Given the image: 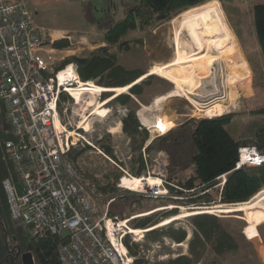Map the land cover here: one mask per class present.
Instances as JSON below:
<instances>
[{
    "label": "rangeland",
    "instance_id": "rangeland-1",
    "mask_svg": "<svg viewBox=\"0 0 264 264\" xmlns=\"http://www.w3.org/2000/svg\"><path fill=\"white\" fill-rule=\"evenodd\" d=\"M133 1L134 0L83 1L87 24L90 25L89 28L84 32H79L72 36V39H70V48L57 50L53 47L55 49L51 56L46 52H40V58L47 63L52 59L57 63L61 57H70L76 53H89L105 45V29L112 24L117 15L119 17L123 16L129 9L136 6ZM218 1L221 3L228 21L226 28L218 33L219 36L216 35L217 42L223 54V60H219L220 62L218 61L216 63L217 68L214 70H217V74L212 78L203 80V87H201L197 95L189 96L176 88V84L171 80L172 77L170 78V76L166 78L164 76L150 74L151 77L148 75L143 78V80H135V83L141 82L143 84V92L141 94H134L131 92V89L127 90L129 92L128 94H130L129 103L121 104L117 99L119 95L126 92L118 94L115 99L101 108L95 116L91 117L94 121L92 130L88 133V136L94 138V143L100 147L97 141L98 136L100 135L99 137H101L102 135L103 137L110 132L112 136L111 143L112 146H114V154L109 156L125 169L133 171L132 155L139 154V150L134 146L132 138L124 131L122 119L126 117L130 111H135L140 120L141 134L145 131L148 133V139L142 146V153L148 164L149 170L151 172H153V169L156 171L158 169L162 170L166 180L174 185L179 184L180 181H184L189 173L193 171L189 157L190 150H185L183 147V149L176 150L175 153L172 149H169L171 143H160L158 141L159 133L152 136L151 129L148 130L142 123L144 121H142V117L139 113L143 108L142 105L151 104L157 97L168 94L175 95L165 100L160 110L149 112L147 116L153 121L159 119L163 120L164 117L170 119L173 128L184 123L191 117H212L211 115L207 116V111L203 112L200 111V109L198 110V108L202 106V109H206L216 103L226 106L234 101V106H237V108L225 107L224 113H244V115L239 116L237 120H235L233 128H229L238 137L243 136L247 125L257 118L252 112L258 108L264 107V87L262 79H259L258 88H255L256 74L258 77L262 75L261 73L262 70L264 71V65L262 62L260 44L255 32L253 12L255 5L264 2V0H234L232 3L230 0H227V5L230 8L226 7L227 5H223L221 0ZM182 12L152 29L128 34L125 39L131 43L130 49H123L119 45L114 46V49L117 50L119 55L118 62L128 70H139L141 73H147L155 64L170 61L176 51L174 37L178 23V34L187 35V30L183 26V20L178 18ZM236 28H240L241 35L237 33ZM217 31H219V29H217ZM112 75L113 74H111L110 77H112ZM180 80L185 83L187 87H191V89L189 88L190 91L194 90L192 85L190 86V80L183 78ZM93 81L97 83L96 80ZM107 81L108 80H105V82ZM129 88H131V86ZM100 95L98 93L97 100H104L105 94H102L103 96ZM72 96L76 100L75 102L70 97L66 100L67 104L70 106V110L74 111L73 118L76 121L79 117V115H76V112L79 113L80 105L77 103L76 95L72 94ZM109 96L107 99L110 98ZM100 113H102V115ZM195 113L198 115H194ZM158 116H160V118H158ZM258 118L261 120V117ZM113 126L117 127V132L112 130ZM170 130L164 128L163 133L169 132ZM151 143L153 147L150 150L146 148L144 151L143 147H147V145ZM80 144L81 141L78 142L77 146ZM94 156L98 159V165H103L99 172L103 180L104 172L106 169L109 170V168H111V164L119 168L115 162L104 156L99 154H94ZM145 173L147 174V172H144V174ZM128 178L129 176L123 178V186H135V177L132 179L129 178V180ZM119 179L115 181L117 188ZM103 180L101 181L103 182ZM262 190H264V187L260 191ZM217 200V202L212 201L209 205H197L195 203L176 202L165 196L152 197L146 193H134V191L118 188L116 200L108 208V200H106L103 195L98 196L97 208L102 213H105L107 209H109V215L112 217L117 216L119 219H126L133 216L134 218L129 222L131 226L137 224L143 216L154 213V222L149 225L150 227H156L160 221L175 216L178 213L180 214L184 210L197 211V209H202V207H208L207 209L211 208L213 212L210 213L219 218L216 226H221L228 230L234 236L238 247L233 251L225 252V254H218L213 250L211 243H209L205 253L202 255L201 261L195 264H208L212 261H216L218 264H264V219L259 217L260 219L257 220L256 216L250 217V219L258 221L260 232L259 237L251 239L246 233L250 225L248 214L245 211L237 210L219 212L220 209L215 206L223 203H220L219 198H217ZM175 206H178V208H174ZM161 207L164 209L156 211L157 208ZM153 210H155V212L152 213L151 211ZM199 213L200 212H196L192 215L183 216L165 226L156 228L155 230L160 232V234L155 237L149 236L148 233L150 231L148 233L145 232V236L137 243V249L144 250L139 256V259L146 262V264H165L163 262H167L181 254H188L189 242L198 231L193 222V218ZM170 228H184L187 232L185 240L177 242L171 237L161 234L162 231ZM128 237L130 240L132 239V235ZM143 254H145L146 257H142Z\"/></svg>",
    "mask_w": 264,
    "mask_h": 264
},
{
    "label": "built area",
    "instance_id": "built-area-1",
    "mask_svg": "<svg viewBox=\"0 0 264 264\" xmlns=\"http://www.w3.org/2000/svg\"><path fill=\"white\" fill-rule=\"evenodd\" d=\"M46 40L25 0H0V102L6 105L13 134L6 149L15 174V179L6 177L3 185L11 217L32 237H60L62 264H138L136 259L144 250L132 253L125 238L132 235V245L139 240L123 229L119 217L109 215V209L105 213L98 210L99 188L89 177L102 169L94 154L115 161L88 136L90 131L81 126L80 116L74 120V111L63 99V94L72 97L69 88L79 85V66L71 62L57 69L53 60L43 61L39 55L42 50L52 55ZM69 65L76 75L61 80L60 72ZM73 131L78 134L76 140L70 134ZM249 148H241L252 157L248 164L259 163ZM115 163L124 172L118 188L130 189L123 186L122 179L135 174ZM151 174L158 175L161 183L147 184L141 192L158 197L167 180L162 170L151 172L148 168L144 175ZM114 200L107 201V208ZM109 219L117 226L114 237L107 225Z\"/></svg>",
    "mask_w": 264,
    "mask_h": 264
},
{
    "label": "trees",
    "instance_id": "trees-1",
    "mask_svg": "<svg viewBox=\"0 0 264 264\" xmlns=\"http://www.w3.org/2000/svg\"><path fill=\"white\" fill-rule=\"evenodd\" d=\"M207 1L134 0L136 6L129 9L123 16L117 15L112 24L105 29V45L89 53H76L59 60L56 63V68L61 69L72 61L78 64L80 76L84 81L96 80L100 85L114 87L130 84L136 77L139 78L144 73L142 74L139 70H128L119 63V55L114 46L119 45L123 49H130L131 43L125 39L128 34L152 29L174 15ZM221 1L223 5H227V0ZM230 1L232 3L234 0ZM226 7L230 8L228 5ZM253 12L255 32L264 65V2L257 3ZM236 29L237 33L241 35L240 28ZM46 42H49V39ZM53 47L70 48L71 43L67 38L59 39L54 42ZM111 74H113L112 77H110ZM261 74L260 77L256 74L255 88H258L259 79H262L263 82H261L264 87L263 70ZM104 79L108 81L105 82ZM131 92L141 94L143 84L141 82L135 83L131 87ZM108 96L105 94L103 99ZM68 97L70 96L63 94V99ZM117 99L121 104H127L130 101V94H121ZM252 113L257 118L247 125L246 131L241 137L236 136L229 129L233 128V123L239 116L244 115V113L239 112H228L212 117H191L171 129L167 134L159 136L158 141L162 144L171 143L169 149L175 153L176 150L183 149V147L185 150H190L189 157L193 167V171L179 184L174 185L169 181L171 194L164 196L176 202L195 203L197 205H209L212 201L217 202V198H219L220 203L234 204L248 201L259 192L264 187V163L256 166L237 167L240 147L255 146L264 153V107L258 108ZM258 117H261V120ZM122 121L124 131L132 138L134 146L139 150V154L132 155L134 176H143L142 173L148 171V164L143 156L142 146L148 139V133L145 131L141 134L140 120L135 111H130ZM12 137L13 134L6 117V105L0 102V264H23V254L27 251L33 252L37 264H62L58 252L62 240L60 237L51 234L32 237L24 228L17 226L11 217L3 181L9 176H14L15 179L14 165L6 149V141ZM111 138L109 132L97 140L99 146L110 156L114 154ZM88 147L94 150L92 146L88 145ZM152 147L153 144L151 143L147 149L150 150ZM99 172L100 170H96L89 174L91 181L95 182L99 188L98 195H103L106 200L116 198L118 188L115 181L122 176L123 170L111 164V168L104 172V180L101 179ZM224 174L226 180L222 184ZM154 217V213L143 216L137 224H133V227L146 229L147 226L153 224ZM218 220L216 215L196 214L193 222L198 231L189 242L188 254H181L163 263L195 264L200 262L209 243L218 254L235 250L238 244H236L234 236L225 228L216 226ZM148 234L150 237H155L160 232L154 229ZM161 234L171 237L174 241L182 242L185 240L187 232L184 228H170L162 231ZM125 243L132 253H137L138 244L132 245L128 236L125 238ZM136 262L146 264L139 258L136 259ZM208 264L218 263L212 261Z\"/></svg>",
    "mask_w": 264,
    "mask_h": 264
},
{
    "label": "bare ground",
    "instance_id": "bare-ground-1",
    "mask_svg": "<svg viewBox=\"0 0 264 264\" xmlns=\"http://www.w3.org/2000/svg\"><path fill=\"white\" fill-rule=\"evenodd\" d=\"M179 19L183 20V26L187 30V35L185 34H178L179 23L177 25L175 31V43H176V51L175 55L172 59L168 62L164 63H157L151 67V69L141 75L137 81L143 80V78L147 77L148 75H159L168 78L170 76L171 80L176 84V88L180 89L182 92L186 93L187 95H197L198 91L203 87V80L207 78H212L214 75L217 74L216 63L219 60H223V54L221 51V47L217 42L216 35L219 36V32L224 30L228 25V21L226 19L225 13L221 6V3L218 0H210L206 3H203L198 6L191 7L185 11H183L179 17ZM176 19V18H175ZM178 19V20H179ZM215 29V30H214ZM219 29V31H217ZM220 62V61H219ZM223 62V61H222ZM76 72L74 71L72 65H69L65 70L60 72V79L64 80L66 78H74ZM188 79L190 80L193 91H190L189 88L183 83L180 79ZM214 80V79H213ZM212 80V81H213ZM79 85L76 87H70V92L76 95L77 103L80 105L79 113L76 112V115L80 116L81 126L87 131H91L93 127V119L92 116H95L98 111L106 106L111 100L115 99L118 94L127 92L129 90L131 84L126 86H118V87H107L104 85L97 84L93 80L83 81L79 80ZM204 89V88H203ZM114 92L110 95L109 99H104L101 101L97 100L98 93L99 95L104 92ZM200 95V93H199ZM173 94L164 95L161 97L155 98V100L147 105L143 104V108L140 110V116L144 121L145 126H149L151 129L152 136L156 133H163V129L170 130L173 128L170 119L162 120H151L147 113L154 112L160 110L162 108V104L165 100L174 97ZM235 102H231V104L223 106L220 103L213 104L212 106L202 109V107L198 108L200 111H207V116H215L220 115L225 112V107H232L237 108L234 106ZM237 104V103H236ZM89 113V114H88ZM194 115H198L195 113ZM167 116V115H164ZM100 117V116H98ZM156 118V117H155ZM160 118V116H158ZM60 122L58 127L60 128ZM112 130L117 132V127L113 126ZM71 131V130H69ZM112 131V132H113ZM71 135L75 136V140L78 138V134L76 131L70 133ZM247 154L243 155V158H246ZM128 176V175H125ZM124 176V177H125ZM123 177V178H124ZM135 177V178H134ZM129 178H134L135 186L128 188L135 190V191H143L147 188V184L150 185H158L161 183V178L158 175H149V176H140L136 177L134 175L129 176ZM123 180V179H122ZM129 180V179H128ZM163 188V186H161ZM162 192H165L164 190ZM220 209L219 212H227V211H235L241 210L245 211L249 219L251 216H256L257 220L260 218L264 219V190L255 194L250 200L241 202V203H234V204H220L215 206ZM201 208V207H200ZM208 207H202V209H197L193 211L184 210L180 214L178 213L175 216H171L160 221L156 227L150 228H136L129 225V222L134 218L129 217L127 219H121L122 225H124L123 229L127 231V233H132L138 240H141L145 236V232L150 231L152 229H156L161 226H165L168 223L180 219L183 216L192 215L196 212H213V209H207ZM214 208V207H213ZM164 209L163 207L157 208L156 211ZM215 210V209H214ZM152 213L155 210L151 211ZM149 212V213H151ZM186 213V214H185ZM142 215V214H141ZM149 215V214H148ZM138 216V215H136ZM260 217V218H259ZM136 218V217H135ZM261 221V220H260ZM258 221L250 219V225L247 228V235L249 238L253 239L259 237V228H258ZM108 228L113 234V229L117 228L113 219H109L107 222ZM114 237V234L112 235ZM177 245V244H176Z\"/></svg>",
    "mask_w": 264,
    "mask_h": 264
},
{
    "label": "crops",
    "instance_id": "crops-1",
    "mask_svg": "<svg viewBox=\"0 0 264 264\" xmlns=\"http://www.w3.org/2000/svg\"><path fill=\"white\" fill-rule=\"evenodd\" d=\"M25 1L33 12L34 20L39 26V31L47 39L51 38L56 41L67 38L71 41L72 36L76 33L84 32L90 26L87 24V17L84 11L83 1L85 0ZM41 52L45 51L42 50ZM100 114L102 115V113ZM142 123L145 126L144 122Z\"/></svg>",
    "mask_w": 264,
    "mask_h": 264
},
{
    "label": "water",
    "instance_id": "water-1",
    "mask_svg": "<svg viewBox=\"0 0 264 264\" xmlns=\"http://www.w3.org/2000/svg\"><path fill=\"white\" fill-rule=\"evenodd\" d=\"M137 78L138 77H136V79ZM131 82H133V81H131ZM127 84H129V83H127ZM110 94H112V93H110ZM237 211H241V210H237ZM23 264H37L32 251H27L23 254Z\"/></svg>",
    "mask_w": 264,
    "mask_h": 264
},
{
    "label": "clouds",
    "instance_id": "clouds-1",
    "mask_svg": "<svg viewBox=\"0 0 264 264\" xmlns=\"http://www.w3.org/2000/svg\"><path fill=\"white\" fill-rule=\"evenodd\" d=\"M240 150V149H239ZM254 152H255V150H254Z\"/></svg>",
    "mask_w": 264,
    "mask_h": 264
}]
</instances>
